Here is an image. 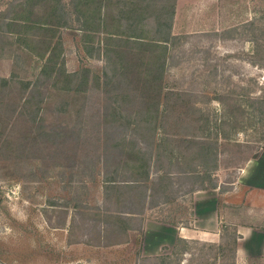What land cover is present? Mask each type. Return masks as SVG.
<instances>
[{
	"label": "rangeland",
	"instance_id": "rangeland-1",
	"mask_svg": "<svg viewBox=\"0 0 264 264\" xmlns=\"http://www.w3.org/2000/svg\"><path fill=\"white\" fill-rule=\"evenodd\" d=\"M60 1L70 26L31 23L11 33L8 18L24 8L31 21L44 18L51 0H0V77L16 74L8 85L0 81V264H154L179 236L219 242L234 228L241 235L235 264H264V102H257L264 101V0H165L164 8V0H135L139 8L150 2L151 22L152 3L165 16L174 9L168 51L154 63L165 58L164 67L148 72L138 53L150 58L155 46L151 54L128 37L105 39L104 29L91 40L75 21L82 4ZM122 2L108 0L106 18ZM47 56L53 66L40 72ZM203 121L218 152L209 174L186 168L183 156L194 146L177 132ZM124 132L147 153L148 178L121 163L133 144L120 143ZM110 178L117 184L105 183ZM204 189H217V231L175 238L176 226L192 231L193 195ZM117 211L131 215L133 227L114 232ZM159 223L171 229L157 239ZM237 225L254 230L243 236ZM157 242L158 253L147 254ZM199 250L171 263L211 264L213 253Z\"/></svg>",
	"mask_w": 264,
	"mask_h": 264
},
{
	"label": "trees",
	"instance_id": "trees-1",
	"mask_svg": "<svg viewBox=\"0 0 264 264\" xmlns=\"http://www.w3.org/2000/svg\"><path fill=\"white\" fill-rule=\"evenodd\" d=\"M80 2L83 7L75 6V10H77V14L75 15V21H77L80 25V28L84 31L88 32L91 31V40H92V33H94L96 30H103L106 33V36L103 38L105 39H111L112 35L115 36L118 35L120 38H126L132 39L133 42L138 43V46L142 50H146L147 46H150L152 48L151 54L154 51V46L157 48L155 52V55H150V58H144L142 53H138L139 56V62L138 66L140 70H144V72L152 71L151 69L156 67L160 68L162 70V67H164L165 58L162 62L156 63V60L159 58V56H162L163 53L167 52V43L168 40L173 36L170 32L169 26L170 22L169 19H171V16H173L174 9H171L169 14L166 13L165 16V10L158 11L157 5L154 7V5L157 3H152L153 6L150 8V15H153V22H151L150 17H147L146 14L148 12L144 13L145 8L148 7L150 2H146L145 7L139 8V4L136 3L135 0H128V4L126 0H122V4L120 6H117L115 13L110 18H106V15L103 13V8L105 4L107 3L106 0H77V2ZM118 3L120 0H116ZM125 1V2H124ZM76 2V3H77ZM175 2V0H174ZM159 6L161 5V8L166 7L167 2L164 0L162 2H159ZM157 3V4H158ZM78 4V3H77ZM75 4V5H77ZM174 7V4H173ZM30 8H24L22 11L13 14L10 18H8L6 22V29L9 30V32L13 33L15 32L14 28L15 26L20 27L23 31L28 29V24L36 23L40 25H48L57 27H66L70 26V15L64 11L63 3L60 0H51L50 6L48 8V11L45 13L46 17L41 19H35L31 21ZM149 15V14H148ZM170 15V16H168ZM150 19V20H149ZM148 31H152V34L150 35ZM20 36H17L18 39L22 40V42H25L24 39V33H20ZM149 35V37H148ZM114 37V36H113ZM113 39V38H112ZM26 43V42H25ZM49 45V44H48ZM47 47V46H46ZM55 48V44L52 46L50 45L47 47V53H50ZM110 48V47H108ZM117 53V60L120 61L122 59L121 57H124V54L121 53L122 51L116 50ZM150 51V50H147ZM149 56V55H148ZM152 57L154 58L153 61H151ZM48 60V61H47ZM46 63L43 64V67L41 68L40 72L48 71L51 69L52 64H48L52 60L51 56H47ZM116 61H113L112 63L115 65H118L119 63ZM53 66V65H52ZM66 76H72L73 73L69 75L68 72L65 74ZM11 76V77H10ZM12 76H16L15 73L10 74L8 77H0L1 83L5 86L11 83ZM19 78V77H18ZM19 81L23 85H27L29 83V80H22V78H19ZM257 101V100H256ZM260 106L263 105V100L257 101ZM262 104V105H261ZM113 114H116V110L112 112ZM120 115V113L118 114ZM155 116L152 117L155 118ZM207 118V117H206ZM151 120L150 117L146 115L144 117L145 121ZM154 120V119H153ZM223 120H221L222 122ZM130 123V121H129ZM183 125L179 124V127ZM129 127V126H128ZM128 129V128H126ZM134 130V127L132 128ZM216 130L220 136L228 140L230 139L228 133L229 130L224 128L221 124H217ZM178 139L188 141L194 146L193 152L189 155L185 154V165L186 168L189 169L191 167H195L193 172H199L200 169H203L204 173L209 174V168L207 166H210L212 163L216 164V161L218 159V152L215 148V146L208 140L210 128L208 127V121L202 122V124L198 125H190L188 126L185 124L183 128L178 129ZM199 132V133H197ZM127 133L124 132L123 139H121L120 143L124 146L125 143H133L131 144V147L128 150V155L125 160L122 159L121 163L125 164L127 168H129L132 172V175L134 176L136 171L141 173H146V177L148 178L150 175V172L148 170V166L150 165L149 159H147L146 152L144 149H142L140 146L136 145L135 141H132L134 138L126 139L128 141H125ZM198 139V140H195ZM197 142V145L195 147V143ZM115 143V142H114ZM118 144V142L115 143V145ZM120 144V145H121ZM121 145V146H122ZM191 148V147H190ZM168 149L172 150L170 151V154H176L179 155V152L174 150L173 147L168 146ZM123 151V149L121 150ZM135 158L136 161H133L132 159ZM196 160V161H193ZM195 164V165H194ZM130 172V174H131ZM182 172V171H181ZM198 177L201 179L202 177L198 175ZM160 180L167 181L163 183V188H165L167 185L170 184V181L167 179L169 176H167V173L160 175ZM111 180V181H110ZM107 184H117L116 180L113 178L107 179ZM126 184H131L130 182H126ZM210 187H215V184H209ZM207 186H202L199 188H191L190 191H194L195 189L205 188ZM140 192L143 195H145V191L143 189H140ZM148 195V194H147ZM111 214V213H110ZM112 215V214H111ZM114 220L112 224V230L114 232H119L120 229L127 230L133 225L129 221L131 218V215L124 214L123 212L120 213L119 211L113 213ZM227 227V226H225ZM227 238L221 239L219 242H209V241H202L197 240L195 238H186L179 236L175 243L172 246V249L170 253L167 254H160L156 258V262L154 264H172V256L178 260V262H181V259L185 254H189L191 257L194 249L198 248L199 251L205 252L211 251L213 253L212 257V263L211 264H235V252L237 247V241L238 238L241 236L236 228L232 230V232H226ZM230 239V242L228 241ZM229 250V254H225V250ZM195 254V252H194ZM201 253V255H204ZM221 257L223 260L220 261L218 258ZM216 260H219L220 262H216ZM192 263V262H191Z\"/></svg>",
	"mask_w": 264,
	"mask_h": 264
},
{
	"label": "crops",
	"instance_id": "crops-1",
	"mask_svg": "<svg viewBox=\"0 0 264 264\" xmlns=\"http://www.w3.org/2000/svg\"><path fill=\"white\" fill-rule=\"evenodd\" d=\"M261 155H264V152ZM216 193H217V189H211V190L204 189V190L196 191L194 193L193 195V203H194L193 229L191 231L190 229L188 230L186 228L184 229V226H180V227L176 226L177 230H176L175 238L177 235L185 236L184 233H186V231L188 233L193 232V234L195 235H204L205 237H207L208 235L215 234L214 231H217L218 224H219ZM156 225H157L156 226L157 229H155L156 231L154 233L156 234L155 236L157 237V239L160 238V232H163L162 229H166V230L171 229V228H167V227H171V225H167L165 223H162V225L160 223ZM158 225H161V226H158ZM164 226H166V228ZM237 229L243 236H246V234L249 233L248 231L254 230L253 228H249L248 230V227L243 226V225H237ZM145 231L150 232L151 228L148 227L147 225V227H145ZM174 240L175 239H173L172 242L170 243H173ZM164 243L168 244L169 242L167 241L161 242V244H164ZM157 244H158L157 247H155L153 250H150V249L148 250L151 252H148L147 250L145 252H148L147 254L158 253L156 251L159 250L158 246L160 243L157 242Z\"/></svg>",
	"mask_w": 264,
	"mask_h": 264
}]
</instances>
